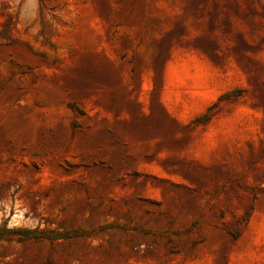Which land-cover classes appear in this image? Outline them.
<instances>
[{"label":"rangeland","instance_id":"1","mask_svg":"<svg viewBox=\"0 0 264 264\" xmlns=\"http://www.w3.org/2000/svg\"><path fill=\"white\" fill-rule=\"evenodd\" d=\"M0 264H264V0H0Z\"/></svg>","mask_w":264,"mask_h":264}]
</instances>
